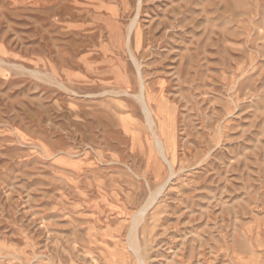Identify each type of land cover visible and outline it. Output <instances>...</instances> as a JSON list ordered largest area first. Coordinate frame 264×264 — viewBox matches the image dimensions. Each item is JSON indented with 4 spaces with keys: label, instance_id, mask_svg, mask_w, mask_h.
Here are the masks:
<instances>
[{
    "label": "rangeland",
    "instance_id": "rangeland-1",
    "mask_svg": "<svg viewBox=\"0 0 264 264\" xmlns=\"http://www.w3.org/2000/svg\"><path fill=\"white\" fill-rule=\"evenodd\" d=\"M0 264H264V0H0Z\"/></svg>",
    "mask_w": 264,
    "mask_h": 264
},
{
    "label": "bare ground",
    "instance_id": "bare-ground-1",
    "mask_svg": "<svg viewBox=\"0 0 264 264\" xmlns=\"http://www.w3.org/2000/svg\"><path fill=\"white\" fill-rule=\"evenodd\" d=\"M140 217H141V215H139ZM143 216V215H142ZM140 217L139 218H137V219H140ZM138 223V222H137ZM136 221L134 222V229H132V232H131V236H130V242H131V244H134V237H135V235H136ZM138 231V230H137ZM137 238V237H136ZM138 239V238H137ZM133 247H135V246H133ZM136 249V248H135ZM136 251H137V249H136ZM136 253V252H135ZM139 256V255H138Z\"/></svg>",
    "mask_w": 264,
    "mask_h": 264
}]
</instances>
